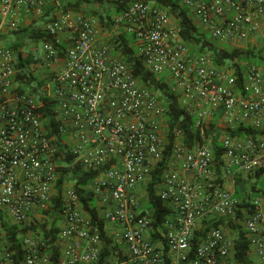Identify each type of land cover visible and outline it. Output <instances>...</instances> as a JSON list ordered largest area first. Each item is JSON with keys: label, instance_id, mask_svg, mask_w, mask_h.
I'll use <instances>...</instances> for the list:
<instances>
[{"label": "built area", "instance_id": "obj_1", "mask_svg": "<svg viewBox=\"0 0 264 264\" xmlns=\"http://www.w3.org/2000/svg\"><path fill=\"white\" fill-rule=\"evenodd\" d=\"M75 1L0 0V264H238L230 223L243 227L264 264V190L236 196L239 178L264 180V134H223L217 156L211 139L189 147L176 130L167 154V107L133 75L114 39L124 35L144 65L164 76L202 133L213 123L264 130V64L246 63L241 76L236 67L217 64L202 42L182 37L180 21L157 0L120 7L96 0L84 11L63 9ZM176 1L220 48L255 46L264 37V0ZM22 14L42 20L29 23ZM19 19L53 41L31 40L28 55L4 44L2 35L18 30ZM20 53L33 71L46 72L38 93L36 82L19 78L29 72L28 65L19 67ZM40 94L54 102L62 144L98 172L88 189L100 217L115 227L109 253L72 184L63 186L56 212L57 263L39 232L21 234L20 250L12 248L4 223L44 222L65 157L47 134ZM157 169L156 193L171 211L159 227L154 209L145 206Z\"/></svg>", "mask_w": 264, "mask_h": 264}, {"label": "trees", "instance_id": "obj_2", "mask_svg": "<svg viewBox=\"0 0 264 264\" xmlns=\"http://www.w3.org/2000/svg\"><path fill=\"white\" fill-rule=\"evenodd\" d=\"M124 1V2H123ZM113 0V4L120 7L128 0ZM159 3L165 5L169 8L170 13L176 17L181 24V35L188 42H195L199 45L202 42V47L200 49L208 50L214 55L217 64L229 65L236 67L237 73L241 76L242 70L246 63L255 62L258 64H264V46L259 44L255 46H250L246 48L242 47H218L214 42L205 39L203 33L196 22L191 18L189 11L182 7L176 0H157ZM96 0H77L75 2H69L67 5H63L64 10H75L84 11L83 6L86 3L94 4ZM96 13V12H95ZM102 21H104L103 15H100ZM110 17V15H108ZM19 32L23 33L28 39L31 40H50L53 41L51 35H48L40 28H34L32 25L25 26L21 25L18 30L13 33L17 35ZM3 36V35H2ZM18 40L13 41L10 45L14 48H21L23 46V39L17 37ZM264 41V37L262 39ZM25 42V40H24ZM55 42V41H54ZM56 44V43H55ZM114 48L116 51L120 52L124 60L129 63L133 75L138 78L139 82L151 90L158 92L160 98L163 100L167 107V123H168V140L169 144L166 147V153L170 151L171 144L175 141L176 135L175 131L181 132L182 140L189 147H193L197 144L203 143L206 139H211L214 149L216 150L217 156L221 153L220 137L223 134L230 133L233 136H243L252 135L259 136L264 134V130L254 129L252 127L240 125L233 130H223L217 127L216 124H211L209 129H206L204 133L201 132L195 126V118L192 113L186 110L180 104L178 95L172 89L170 83H168L163 77H159L157 74L149 70L142 60L138 58L132 46L129 44V40L124 36L116 37L114 39ZM64 55V52H61ZM20 64L19 67H27L31 62L30 60L23 59L22 53H20ZM28 77V83L36 82V86L32 90L36 93L39 92V88L43 85V81L37 79L36 75L28 72V74L19 73V78ZM41 100L44 105L41 107L43 123L46 128L47 134L55 138L56 144L59 146V152L65 153V157L59 162V179L57 182L58 195L55 196L51 203V210L45 211L47 218L42 223L31 224L24 228H20L18 225L11 226L8 223H4V229L13 242V247L20 250L21 239L20 235L27 233L29 231L39 232L48 239V243L53 247L54 259L57 263L59 251L58 248L54 246L57 240L59 227H58V217L57 210H61V198L63 186L67 183L73 185L74 190L79 195V200L81 205L85 210H87L92 217L94 223L98 224L101 235L106 238V252L109 253L112 247V240L106 236V222L100 217L99 211L95 204V199L93 193L88 189L90 182L98 175L97 171L87 170L80 162L76 161V154L69 151L65 144H62L60 132H59V121L56 118L54 111V102L52 99L40 94ZM165 163V162H164ZM162 163V164H164ZM159 171L154 173L152 181L148 185V195L151 207L154 209V225L159 227L168 218L171 211L168 206L160 199L156 193V184L159 181ZM240 181V180H239ZM264 190V186L260 187L256 183L250 186L249 192L257 193ZM245 194V193H244ZM51 218V219H49ZM224 219L218 220L214 224H207V228L212 225H217L223 223ZM234 229L237 230V237L235 241V257L238 264H254V261L250 257L251 246L250 241L246 236V232L240 225H235L230 223Z\"/></svg>", "mask_w": 264, "mask_h": 264}, {"label": "rangeland", "instance_id": "obj_3", "mask_svg": "<svg viewBox=\"0 0 264 264\" xmlns=\"http://www.w3.org/2000/svg\"><path fill=\"white\" fill-rule=\"evenodd\" d=\"M98 5H96V6H94V7H97ZM102 6V5H101ZM19 21L21 22V25H26V23H25V21L26 20H20L19 19ZM14 31H16V30H14ZM13 31V32H14ZM13 32H11V33H8V34H5V35H3L2 36V42L4 43V44H7V45H11L12 43H13V41H15V40H18V36L19 37H21L22 39H23V46H22V48H23V54L24 55H28V53L30 52V50L32 49V47H31V39H28V38H26L25 36H23L22 34H17V35H15ZM262 39L263 38H258L257 39V43L259 44V45H261V46H264V41H262ZM24 40H25V42H24ZM242 44H244V43H242ZM222 45H224V46H227V44H222ZM262 65H263V63H262ZM31 66L30 65H28V71H31V73H33L34 75H36V77H37V79H40V80H42V75H44L46 72L44 71L43 72V70L41 69L40 71H37V72H35V71H33V69H31L30 68ZM159 77H164L163 75H158ZM44 81V80H43ZM248 181H250L249 182V184H247L248 185V187H247V190H250V186L252 185V183L254 184V183H256L258 186H260V187H262V186H264V180L263 179H250V178H248ZM69 186H71V183H67ZM254 195V193H252L251 192V196H253ZM95 202V201H94ZM47 217H43V219L45 220ZM49 219H51V218H49ZM234 235V234H233ZM250 257L254 260V262L256 263L257 262V260H256V256H255V254L253 253V252H251V254H250Z\"/></svg>", "mask_w": 264, "mask_h": 264}, {"label": "crops", "instance_id": "obj_4", "mask_svg": "<svg viewBox=\"0 0 264 264\" xmlns=\"http://www.w3.org/2000/svg\"><path fill=\"white\" fill-rule=\"evenodd\" d=\"M46 12H48L47 10H46ZM22 16V18H28V22L29 23H31V22H33V21H40V20H42L41 18H39L38 19V17H36L35 15H33V14H31V15H26L25 16V14H22L21 15ZM248 178H250V179H254L253 177H250V176H245L244 178H239L238 180H240L239 181V184H238V186H237V191H236V196L238 197V198H240V199H243L244 197H246L247 196V194H250L251 195V192H249V190H247V187H248V185L247 184H249V182L250 181H248ZM253 184V183H252ZM245 193V194H244ZM145 206H147V207H150L151 205H150V201L148 200L147 202H146V205ZM114 229H115V227L112 225V224H109V223H106V235L111 239V240H113V236H114ZM256 256V255H255ZM253 260V259H252ZM256 260H257V262L255 263L254 262V264H260V261H259V259L256 257ZM254 261V260H253Z\"/></svg>", "mask_w": 264, "mask_h": 264}]
</instances>
